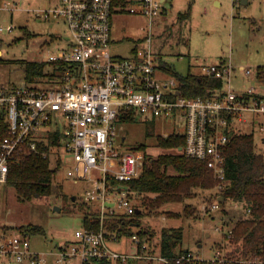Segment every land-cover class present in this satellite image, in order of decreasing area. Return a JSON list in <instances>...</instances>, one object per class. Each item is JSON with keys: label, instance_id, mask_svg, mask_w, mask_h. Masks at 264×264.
Instances as JSON below:
<instances>
[{"label": "built area", "instance_id": "built-area-1", "mask_svg": "<svg viewBox=\"0 0 264 264\" xmlns=\"http://www.w3.org/2000/svg\"><path fill=\"white\" fill-rule=\"evenodd\" d=\"M112 3L54 0L47 8L32 10L39 18L61 19L68 25L66 44L45 60L66 65L44 86L22 83L0 87V187L7 183L10 166L23 155H49V150L58 149L62 142L71 160L68 177L74 183H90L79 199L88 206V212L73 240L45 249L32 247V237L40 234L8 223L0 225V264L125 263L129 255L110 245L119 239L121 226L111 228L109 221L128 219L136 211L137 193L123 182L140 175L143 160L139 153L120 146L123 123L128 122L118 120L122 112L134 111L142 119L170 123V133L185 138L181 152L205 162L216 182V196L201 211L218 209L223 200L224 148L235 124L249 122L264 133V96L253 87L235 90L230 83L235 67L227 61L201 65L202 74L224 81L221 89H208L204 96L187 97L178 89L176 77H157V71L165 70L160 54L153 51L152 21L163 12L162 0H130L128 10L144 15L148 30L126 56L113 54L109 47ZM17 6V1L3 0L0 9L13 11ZM13 28L12 23L0 24V31ZM237 68L247 77L257 71L245 65ZM170 133L164 131L163 136ZM43 143L49 144V150ZM55 155L60 166L61 157ZM229 232L226 230V236ZM130 236L137 245L132 256L138 258L146 240L137 232ZM156 258L164 264H264V257L259 255L227 258L220 248L210 258L191 250L173 256L160 252Z\"/></svg>", "mask_w": 264, "mask_h": 264}, {"label": "rangeland", "instance_id": "rangeland-1", "mask_svg": "<svg viewBox=\"0 0 264 264\" xmlns=\"http://www.w3.org/2000/svg\"><path fill=\"white\" fill-rule=\"evenodd\" d=\"M9 1H17L18 6L13 11L0 9V24L14 25L11 31H0V87H14L22 83L44 86L47 79L31 81L25 76L23 65L29 60L45 61L49 53L63 47L69 27L61 19H44L34 15L32 10L47 8L54 0ZM189 5V16L179 20V11L187 10ZM164 6L166 11L152 21L153 51L159 53L163 61L178 72L191 70L201 73V65L225 60L236 68L231 77L236 90L245 91L253 87L258 93H264V76L257 78L258 70L247 77L237 69L240 65L264 67V0H168L162 1V8ZM147 30L148 20L144 15L131 13L128 7L123 12L113 13L111 52L126 56ZM157 77L167 78L168 73L157 71ZM123 126L124 139L119 141L121 148L139 153L143 161L145 155L140 146H145L147 155L157 157L163 151L157 145V135L163 136L164 131L170 133L172 129L170 123H147L140 117L123 123ZM235 127L242 132L252 131L256 149L264 150V133L257 125L239 122ZM49 151V167L54 171L51 193L20 200L12 186L0 187V225L8 223L24 227L34 224L42 227L44 233L32 237L34 249H45L74 239V232L81 226L86 210L79 199L90 186L85 180L74 183L68 177L71 160L62 142L58 149ZM55 152L61 157L60 166ZM215 185L214 181L213 187H195L190 195L162 202L153 208H149L147 203L155 193L137 194L136 204L139 206L136 210H141L143 214L141 222L132 224L130 228L133 232H145L147 241L142 256H132L137 245L130 235H121L110 245L129 255L124 264H164L156 258L161 252V229L181 226L182 239L174 247L175 252L188 249L210 258L217 248L224 253L231 251L237 243L232 245L231 237H226V230H232L237 219L245 215L246 205L227 200L218 209L201 211L203 205L208 206L214 201ZM72 195L75 196L73 201L70 200ZM218 226L222 229L217 230ZM150 254L154 257H149Z\"/></svg>", "mask_w": 264, "mask_h": 264}, {"label": "trees", "instance_id": "trees-1", "mask_svg": "<svg viewBox=\"0 0 264 264\" xmlns=\"http://www.w3.org/2000/svg\"><path fill=\"white\" fill-rule=\"evenodd\" d=\"M111 16L115 12L126 10L130 0H112ZM190 14V5L187 10L179 12L178 19L182 20ZM110 16V19H111ZM54 36L51 37V41ZM63 62L45 61H25L23 71L25 76L31 81H41L43 78L49 79L60 75L58 73L64 68ZM162 68L170 76L176 77L179 82L178 89L187 97H197L206 95L208 89H221L224 81L220 78L210 77L202 73H194L188 70L185 73L178 72L170 65L163 62ZM260 75L264 72V67L257 68ZM58 73V74H57ZM139 115L134 111L122 112L118 120L135 121ZM155 122L154 120L146 119ZM157 145L162 148V152L157 157H151L145 153V146L140 148L144 151L145 159L141 167L140 175L134 179L123 182L130 190L137 194L155 193L148 198L147 205L158 207L160 203L168 200H180L191 194L195 187L208 188L214 186V179L211 172L201 159L186 156L181 152L180 147L184 145L183 135L171 133L163 137L158 134ZM49 144L42 146L49 150ZM225 154V177L226 182L221 189L224 203L227 200L242 202L246 205L245 215L239 217L231 230L230 242L231 251L226 253L227 258L246 259L256 255L264 257V150L256 149L255 138L252 131L242 132L234 129L232 135L224 148ZM173 171V172H170ZM54 171L49 167L48 155L32 152L23 155L10 166L6 185L12 186L20 200L51 193L52 178ZM74 197V199H73ZM70 200H75L72 195ZM85 206L82 220L86 221L87 208ZM221 205V204H220ZM139 205H137L138 207ZM90 208V207H89ZM143 212H134L128 219L115 218L109 221L111 228H121L119 235H132L134 232L130 226L141 222ZM21 230L32 234H43V228L39 225L27 224L19 227ZM137 233L145 239V232ZM183 229L178 227H162L160 250L161 254L173 256L178 252L188 249L174 251V247L182 239ZM147 241V240H146ZM140 260V259H139ZM145 260V259H144ZM206 264H220L218 262ZM224 264H232L225 262ZM235 264H245L236 262Z\"/></svg>", "mask_w": 264, "mask_h": 264}, {"label": "crops", "instance_id": "crops-1", "mask_svg": "<svg viewBox=\"0 0 264 264\" xmlns=\"http://www.w3.org/2000/svg\"><path fill=\"white\" fill-rule=\"evenodd\" d=\"M163 2H167L168 0H162ZM247 0H245V2H246ZM188 7V6H187ZM164 11H166V7L164 6V8H163V12ZM183 11H185V10H183ZM183 11H179V12H183ZM157 54H159V53H157ZM161 56V55H160ZM161 60L163 61V59H162V56H161ZM164 63H166L165 61H163ZM238 69V68H237ZM234 70H236V68H234ZM239 70V69H238ZM240 71H242V70H240ZM234 72V71H233ZM256 76V75H255ZM264 76V72H263V74L262 75H260L259 74V76H256L257 78H260V77H263ZM230 83L232 84V86H233V88L235 89L236 87H235V84L233 83V81H230ZM236 90V89H235ZM238 90V89H237ZM240 90V89H239ZM246 90V89H245ZM241 91V90H240ZM257 92V91H256ZM258 93V92H257ZM258 94H260V93H258ZM260 95H262V96H264V93L263 94H260Z\"/></svg>", "mask_w": 264, "mask_h": 264}, {"label": "water", "instance_id": "water-1", "mask_svg": "<svg viewBox=\"0 0 264 264\" xmlns=\"http://www.w3.org/2000/svg\"><path fill=\"white\" fill-rule=\"evenodd\" d=\"M242 1H245V0H242ZM222 197V196H221ZM73 199H74V197H73ZM137 212H138V209L136 210Z\"/></svg>", "mask_w": 264, "mask_h": 264}]
</instances>
